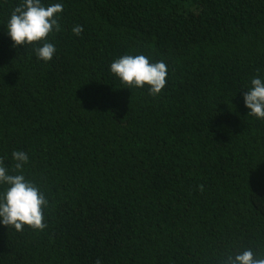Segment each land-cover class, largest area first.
<instances>
[{
  "label": "trees",
  "instance_id": "obj_1",
  "mask_svg": "<svg viewBox=\"0 0 264 264\" xmlns=\"http://www.w3.org/2000/svg\"><path fill=\"white\" fill-rule=\"evenodd\" d=\"M22 3L0 0V159L17 174L26 152L49 206L43 231L0 223V264L264 258V119L243 101L264 80V0H41L63 5L47 62L7 34ZM137 54L167 66L156 96L110 71Z\"/></svg>",
  "mask_w": 264,
  "mask_h": 264
},
{
  "label": "clouds",
  "instance_id": "obj_2",
  "mask_svg": "<svg viewBox=\"0 0 264 264\" xmlns=\"http://www.w3.org/2000/svg\"><path fill=\"white\" fill-rule=\"evenodd\" d=\"M62 11L60 3L44 6L41 0H23L13 10L6 25L13 46L41 45L34 48L36 56L45 62L51 61L56 49L47 42V38L54 30L60 31L58 14ZM72 32L79 36L83 27L74 26ZM110 71L128 88L147 87L151 96L158 95L166 86V64L163 61L150 62L143 54L124 55L114 60ZM243 101L249 110L248 116L264 119V80L253 78ZM12 158L15 162L13 172L17 174H10L3 159H0V185L6 186L0 192V223L17 232H22L25 227L43 231L47 227L44 210L49 206L48 200L35 184L19 174L23 165L28 163L27 153L14 151ZM200 190L203 191L202 185ZM96 264L100 261L97 260ZM223 264H264V258H257L251 249H245L238 254L227 255Z\"/></svg>",
  "mask_w": 264,
  "mask_h": 264
}]
</instances>
